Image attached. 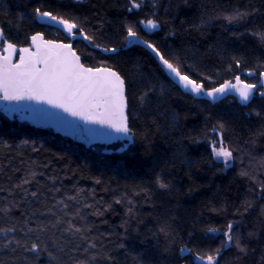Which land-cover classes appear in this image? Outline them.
<instances>
[{
	"label": "snow or ice",
	"instance_id": "6c2138e0",
	"mask_svg": "<svg viewBox=\"0 0 264 264\" xmlns=\"http://www.w3.org/2000/svg\"><path fill=\"white\" fill-rule=\"evenodd\" d=\"M146 6L147 0H126L124 12L135 14ZM150 7L153 10L143 19L123 16L112 37L105 30L111 22L99 13V24H93L62 4L40 5L28 15L33 27L54 30V39L48 38L46 31L24 33V13L18 14L15 31L11 19L0 24V111L5 117L28 120L89 145H119L115 150L122 154L120 159L100 158L99 163L141 176V182L131 190L119 194L112 190L111 200L97 198L95 188L64 185V180L77 176L78 171L67 170L72 171L71 176L67 171L63 177L47 176L36 169H49V164L23 159L21 149L49 151L44 143L38 146L37 141L25 139L14 146L0 140V147L16 149L23 167L22 174L16 176L21 169L12 166L11 157L7 166L0 167V174L7 177V183L0 186V264H40L42 254L47 255L48 264H116L113 252L127 256L136 251L129 247L136 241L145 247L132 256L135 264H239L255 254L253 244L260 245L259 264H264V154L252 151L264 138V124L250 134L248 149H241L225 142L231 130L222 118L213 123L210 113L192 135L181 124V114L164 107L168 85L199 101L201 112L229 96L244 107H250L257 97L264 101V56L253 61L246 39L264 47V0H220L210 13L207 5H202L191 23L179 15L161 20L155 11L161 7L159 0H151ZM8 10L7 5L0 7V11ZM168 11L165 7L164 15ZM213 26L219 27L221 38L214 46L215 59L205 61L197 49L184 45L188 38L196 40L194 33L203 35ZM165 28L167 34L160 40L150 38ZM178 34L179 47L167 43ZM116 37L119 43H115ZM130 49H140L138 58L122 67V53ZM241 75L256 82H246ZM247 115L264 121V105ZM172 133H179L178 145L182 146L185 138L203 144L210 166L222 164V172L238 169L241 190L232 202L234 211L229 214L227 205L209 208L223 218L222 227L208 224L197 229L194 224L182 234L175 208L166 206L168 201H162L164 211L150 214L148 222L141 218L138 198L149 203L157 194L172 198L180 193L171 169L156 161L146 165L143 159L152 154L153 138ZM51 154L59 160L66 158L65 153ZM177 162L167 163L175 168ZM179 163L189 166L184 173L186 182L195 183V162L185 158ZM41 177L50 183L42 182ZM103 183L94 178V184ZM115 206L124 210L118 226L122 231L102 227L109 224L107 214L116 213ZM253 213L254 222L245 225ZM202 223L198 217L196 224ZM229 252L231 256L226 255Z\"/></svg>",
	"mask_w": 264,
	"mask_h": 264
},
{
	"label": "trees",
	"instance_id": "16d2710c",
	"mask_svg": "<svg viewBox=\"0 0 264 264\" xmlns=\"http://www.w3.org/2000/svg\"><path fill=\"white\" fill-rule=\"evenodd\" d=\"M126 0H0V7L4 5L8 6V11H0V24L6 20L11 19V30L15 31V26L18 23V14L24 13L25 19L23 21L24 33H31L33 31H46L47 36L50 39L57 38V33L47 27L32 26V21L28 19V15L32 12V9L43 5L48 7L49 3L62 4L66 8L74 11L77 14L87 16L93 24H99V17L110 21V24L105 25V30L109 37H112L120 19L123 16L130 15L132 19H143L150 13L151 0H147V5L143 11L135 14H128L124 12V4ZM220 0H159L161 7L155 9L160 13V19L163 21H170L172 16L179 15L180 19L187 20L189 23L201 11L202 5H207V11L210 13L212 7L218 4ZM233 3L237 2H252V0H232ZM176 5H179L177 9ZM169 9L167 15H164V8ZM187 13V15H185ZM260 21H255L256 25H259ZM39 24V22H38ZM240 31H244L240 28ZM23 34V33H22ZM167 34V28L162 32H155L151 34L152 39L160 40ZM220 29L218 26L210 27L203 35L201 33H194L196 40L192 41L188 38L184 47L195 48L198 50L197 55L201 59L208 61L209 58L215 59L214 46L217 44L219 38ZM249 44L247 51L250 57L255 61L257 57L264 56V47L259 46L251 38H246ZM190 41V42H189ZM198 41V43L196 42ZM115 43H119V38H115ZM167 43H174L177 47L180 46L181 37L179 34L176 37H170ZM140 49L125 50L122 53L121 66L127 67L128 64L138 58ZM128 63L125 64L124 62ZM241 79L246 82L255 83V78L241 75ZM165 83H167L165 81ZM169 97L167 103L164 105L170 111H177L181 114V124L184 126L186 132L192 135L197 133L192 131L193 129H199L204 124L205 116L212 114V122L215 123L219 119H223L228 128L231 130L226 135V143L238 144L241 149H248L249 145L246 143L249 140L250 134L257 128L264 124V121H260L254 115L249 116L248 113L253 112V109H259L261 105H264V101H261L258 97L255 98L250 107H244L240 105L238 100H233L231 96L227 99L218 101L214 107H211L207 111L201 112L200 109L203 105L199 101H194L190 96H182L179 92L172 90L171 85H168ZM187 116V119L184 117ZM145 120H149V117H144ZM179 138V133H172L168 137H155L153 138L152 154L147 157H143L146 165H151L153 161L158 162L161 166H165L171 169L176 175L177 187L180 189V193L172 198L161 196L157 194L153 200L149 203H145L138 198V211L141 218L148 222L151 219L150 214H156L164 211L162 201H168L167 207L175 208V215H177L180 223V232L185 234L192 230V226L195 224L197 229L202 228L208 224L213 226L222 227L225 221L221 216L211 213L209 208L212 205L220 206L227 205L228 212L231 214L234 209L232 208V202L237 199L240 193V185L237 183L239 177H237V168L228 169L226 171H220L223 166L221 164L216 166H210L208 164V155L205 151L204 145L192 144L187 138L183 140V145H178L176 141ZM29 139L37 141V145L44 143L46 149L49 151H40L38 153H32L29 150L21 149L24 153L23 159L28 163L31 160H37L41 165L49 164V169L37 168V171H45L47 176L53 174L63 177L65 171L71 169L72 171H78V175L72 177V179H65L64 185L67 188H71L74 183H78L80 187L85 189L96 190L97 198L103 197L105 200H111L113 192L117 190L116 194L124 192L126 189L131 190L132 186L141 182V176L128 175L118 172L114 167H105L99 163L100 158L107 160H118L122 156L121 153L112 151L109 153L103 152L101 146H85L80 142H76L66 136H62L54 133L48 128H36L29 122L19 121L17 119H8L0 111V140L7 141L9 144L18 145L21 141ZM139 148V144L136 145ZM179 149V151H177ZM252 151L260 154H264V138H261V142H258L257 146ZM52 152L65 153V160H59L52 156ZM9 157L12 159V166L20 168L21 171L16 173V176L22 174L23 167L20 164L21 157L16 154V149L11 150L0 147V167L7 166L9 163ZM203 157V159H202ZM185 158L194 161L192 166V176L195 179V183L189 184L186 182L188 177L184 173L188 170V165L179 163L180 160ZM177 159L175 168L168 161ZM87 164V168H85ZM72 171H67L69 176L72 175ZM11 175V171H9ZM99 177L104 183L102 185L94 184V178ZM42 182L50 183L45 178H40ZM7 183V177L0 174V186ZM59 186V184L57 185ZM192 188V194L188 195L189 187ZM107 188V191L105 190ZM0 195H3L0 193ZM59 195L57 199H59ZM116 207V213H108L106 218L109 221L108 225H103V229H108L109 226L117 227L118 231H122L118 228L121 218L124 215V210L120 206ZM118 213V214H117ZM204 221L202 224H196L197 218ZM256 214L253 213L249 220H246L245 225H250L254 222ZM3 222L0 221V226ZM135 226V225H134ZM115 239V237H113ZM219 244V240L216 241ZM215 246V245H214ZM129 247H134L136 251L125 256L124 254H117L113 252L116 264H135L132 259L133 255H136L139 250L145 247V245L139 244L138 241L130 242ZM252 247L256 249L255 254H250L247 260L239 262V264H259L261 256L260 245L253 244ZM231 256V252L226 253ZM65 259H67L65 257ZM40 264H48V257L46 254H42Z\"/></svg>",
	"mask_w": 264,
	"mask_h": 264
},
{
	"label": "rangeland",
	"instance_id": "374dc122",
	"mask_svg": "<svg viewBox=\"0 0 264 264\" xmlns=\"http://www.w3.org/2000/svg\"><path fill=\"white\" fill-rule=\"evenodd\" d=\"M2 112V111H1ZM3 113V112H2ZM4 114V113H3ZM17 120L19 121H24V122H28V120H21L19 119L18 117L16 118ZM81 141V140H80ZM82 144H85V143H82ZM89 146H101L103 152L105 153H109V152H112V151H115L116 152V148L119 147V145H112V146H109V147H105L103 145H99V144H92V145H89ZM222 165V164H221ZM223 166V165H222Z\"/></svg>",
	"mask_w": 264,
	"mask_h": 264
},
{
	"label": "water",
	"instance_id": "95a60500",
	"mask_svg": "<svg viewBox=\"0 0 264 264\" xmlns=\"http://www.w3.org/2000/svg\"><path fill=\"white\" fill-rule=\"evenodd\" d=\"M29 122V121H28ZM30 123V122H29ZM32 126H34V127H36V128H46V127H40V126H37V125H35V124H32V123H30ZM49 129V128H48ZM54 133H56V134H59V135H62V136H66V137H68V138H70V139H72V140H74V141H76V142H80V143H83L82 141H80V140H78V139H76V138H74V137H72V136H70V135H65L64 133H61V132H57L55 129H51ZM85 146H89V144H84Z\"/></svg>",
	"mask_w": 264,
	"mask_h": 264
},
{
	"label": "bare ground",
	"instance_id": "6f19581e",
	"mask_svg": "<svg viewBox=\"0 0 264 264\" xmlns=\"http://www.w3.org/2000/svg\"><path fill=\"white\" fill-rule=\"evenodd\" d=\"M75 138V137H74ZM77 139V138H76ZM78 140H80V139H78Z\"/></svg>",
	"mask_w": 264,
	"mask_h": 264
}]
</instances>
